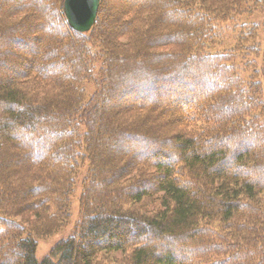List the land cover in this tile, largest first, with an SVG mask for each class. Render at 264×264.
Instances as JSON below:
<instances>
[{
	"label": "trees",
	"instance_id": "16d2710c",
	"mask_svg": "<svg viewBox=\"0 0 264 264\" xmlns=\"http://www.w3.org/2000/svg\"><path fill=\"white\" fill-rule=\"evenodd\" d=\"M64 2L0 0V264H264V0Z\"/></svg>",
	"mask_w": 264,
	"mask_h": 264
},
{
	"label": "rangeland",
	"instance_id": "374dc122",
	"mask_svg": "<svg viewBox=\"0 0 264 264\" xmlns=\"http://www.w3.org/2000/svg\"><path fill=\"white\" fill-rule=\"evenodd\" d=\"M255 19L257 20V22L254 21V24H257L258 26L260 25L259 26L260 27V29H259L260 34L258 35V39L251 43V46L253 48L255 47V45L260 47V49H261V50L259 49L260 53L259 54L257 53L254 55L259 57L258 59L260 61L261 60L263 61V58H264V11L262 13H260L259 15H257L256 18H253V20H255ZM240 34H241V32L238 31L236 34L233 33V34L229 35V38L227 40H225V42L221 43L222 44L221 46L217 45L214 52L217 51L218 53H223V52H227L229 50H232L235 47V45L237 44V41L240 38ZM240 53H242V52H240ZM250 60H254V59L250 58L246 62H243L244 64L241 67V73L245 74L247 72L249 66L254 70L255 69L259 70L258 66H255L249 62ZM78 221H79V205H78V198H75L72 202L71 219H70V223L68 224V226L64 230L59 232L58 234H56V235H54L48 239L39 240L38 250H37L38 260L42 261L50 253L53 245H55L62 238H65L66 236H68L73 231V229H74V227Z\"/></svg>",
	"mask_w": 264,
	"mask_h": 264
},
{
	"label": "water",
	"instance_id": "95a60500",
	"mask_svg": "<svg viewBox=\"0 0 264 264\" xmlns=\"http://www.w3.org/2000/svg\"><path fill=\"white\" fill-rule=\"evenodd\" d=\"M101 0H65L64 11L71 29L89 33L98 18Z\"/></svg>",
	"mask_w": 264,
	"mask_h": 264
}]
</instances>
